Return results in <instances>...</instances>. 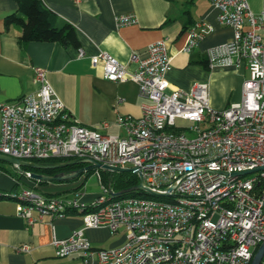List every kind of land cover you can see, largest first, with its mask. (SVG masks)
<instances>
[{"label": "built area", "instance_id": "built-area-1", "mask_svg": "<svg viewBox=\"0 0 264 264\" xmlns=\"http://www.w3.org/2000/svg\"><path fill=\"white\" fill-rule=\"evenodd\" d=\"M211 4L219 24L233 29L234 36L208 50L209 67L246 65L249 71L241 101L224 110L211 106L207 83H195L189 91L170 88L166 75L172 57L166 40L149 45L144 59L133 53L134 72L107 52L91 57L106 80L133 81L145 99L141 117L117 118L124 137L71 119L40 67L33 71L35 93L1 105L0 154L28 162L91 159L128 168L140 173L149 189L163 194L138 191L149 196L114 199L100 169L95 174L103 193L91 202L81 192L71 197L44 196L34 189L12 194L28 226L47 215H82L81 228L65 239L54 238L57 257L78 254L83 264H251L264 244V170L257 171L264 167V11L253 13L249 0ZM116 22L124 27L138 20L120 15ZM213 31L210 23L196 22L186 32L183 52L191 53ZM84 55L80 49L79 56ZM185 123L195 137L187 135ZM246 171L255 172L235 176ZM90 229L123 232L125 242L96 249L86 236ZM18 250L28 253L31 248L22 245Z\"/></svg>", "mask_w": 264, "mask_h": 264}, {"label": "crops", "instance_id": "crops-1", "mask_svg": "<svg viewBox=\"0 0 264 264\" xmlns=\"http://www.w3.org/2000/svg\"><path fill=\"white\" fill-rule=\"evenodd\" d=\"M42 2L56 15L59 27L69 24L75 29L80 47L59 42L21 44V27L6 25V18L11 15L24 18L18 3L0 0V107L35 93L33 71L40 67L47 71L48 80L71 119H77L84 127L99 129L103 134L124 137L126 131L117 126V118L141 117L145 99L133 81L106 80L102 67L92 66L91 57L107 52L134 72L137 64L130 62L131 55L136 53L146 58L149 45L160 40L167 41L172 57L171 69L166 75L171 89L189 91L195 83H207L211 106L216 110L241 101L243 84L249 79L246 65L230 68L208 65V50L231 41L234 36L233 29L219 24L218 11L211 0ZM249 5L255 14L264 11V0H249ZM120 15H134L138 22L119 27L116 19ZM198 21L210 23L214 31L187 54L183 52L186 32ZM80 49L85 53L83 57L79 56ZM104 122L109 123L108 128L102 127ZM7 171L9 173L0 169V195L34 189L44 196L71 197L78 186V182L40 184L22 172L18 179V173ZM95 197L85 201L91 202ZM20 206L14 199L0 198V264H83L78 254L57 257L52 245L55 237L65 239L82 227L81 214L70 212L64 218L47 215L43 222L28 226L20 217ZM86 236L96 249L119 247L125 242L123 232L112 235L107 229H90ZM22 245H29L31 251L20 252Z\"/></svg>", "mask_w": 264, "mask_h": 264}, {"label": "trees", "instance_id": "trees-1", "mask_svg": "<svg viewBox=\"0 0 264 264\" xmlns=\"http://www.w3.org/2000/svg\"><path fill=\"white\" fill-rule=\"evenodd\" d=\"M19 6V12L24 16V18H20L17 15H11L6 18V25L10 26L11 24H17L21 27L22 32L19 37V42L21 44L29 43V42H59L65 46H73L75 48L80 47V43L76 34L75 29L67 24L62 27H59L57 24L56 15L49 10L42 0H16ZM71 161L69 159H49V160H38L36 163H64ZM3 163V162H0ZM1 166V165H0ZM84 167L83 165L72 166L63 169L56 170H35L31 168H22L24 172L32 173L38 172L45 175L53 176L60 172L70 173L76 169H80ZM95 170L88 171L78 177L75 180L67 181V182H55V183H77V189H82L85 186V182L81 181L82 177L90 175ZM102 175V182L104 181L106 184H110L112 190L116 193L131 188L139 184V177L132 172H107L100 170ZM22 174H17L16 177L19 179ZM40 184H47L48 182H39ZM14 193L2 194L0 198H10ZM149 196L142 192H132L125 194L120 197H113L114 199L132 197V196ZM51 196V195H49Z\"/></svg>", "mask_w": 264, "mask_h": 264}, {"label": "water", "instance_id": "water-1", "mask_svg": "<svg viewBox=\"0 0 264 264\" xmlns=\"http://www.w3.org/2000/svg\"><path fill=\"white\" fill-rule=\"evenodd\" d=\"M0 162L14 165L16 168H19L20 171L26 176H28V174L27 172H24L22 168H31L35 170H56V169H63V168L72 167V166H79V165L84 166L70 173L60 172L53 176L41 174L38 172H32L29 175L30 179L34 181L48 182V183L72 181V180L77 179L84 173L88 171L96 170V169H100L103 171H109V172H117V173L134 172L133 170L128 169V168H112V167L103 165L91 159H75V160H71V161L64 162V163H36V162H28V161L15 159L7 155L0 154ZM258 170H264V167L257 169V171ZM253 172L255 171H246L243 173L235 174V176H244V175H247ZM138 175H139L138 185L128 188L126 190L117 192V193L115 192L113 193V196L120 197L125 194L132 193V192H138V191H144L151 196H163V194L149 189L145 185L142 175L140 173H138ZM263 256H264V244L258 250L251 264H261Z\"/></svg>", "mask_w": 264, "mask_h": 264}, {"label": "rangeland", "instance_id": "rangeland-1", "mask_svg": "<svg viewBox=\"0 0 264 264\" xmlns=\"http://www.w3.org/2000/svg\"><path fill=\"white\" fill-rule=\"evenodd\" d=\"M184 125L188 128L187 129V135L189 137H195L196 133H194L192 130L189 129L188 124L185 123ZM0 165H1L0 169L4 170L6 172H8L7 170H9V171H14L15 174L16 173H21L20 169L16 168L14 165H11V164H8V163H4V162L0 163ZM28 179H30V178H28ZM101 179H102V175H101ZM81 181L85 182V186L81 189L82 191L77 189L78 191L74 192L73 194H75L77 192H81V193H83L85 195V198H84L85 200H90L92 197H95V196H98V195L102 194L103 193L102 183L105 186L109 185V183L106 184L104 181L101 183L99 178L96 176L95 172H92L88 176L82 177ZM52 197H57V196H52Z\"/></svg>", "mask_w": 264, "mask_h": 264}]
</instances>
